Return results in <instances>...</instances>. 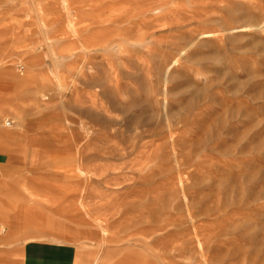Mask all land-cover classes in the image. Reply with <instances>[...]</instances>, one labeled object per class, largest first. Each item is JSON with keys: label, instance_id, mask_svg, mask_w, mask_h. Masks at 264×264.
<instances>
[{"label": "rangeland", "instance_id": "rangeland-1", "mask_svg": "<svg viewBox=\"0 0 264 264\" xmlns=\"http://www.w3.org/2000/svg\"><path fill=\"white\" fill-rule=\"evenodd\" d=\"M0 128L22 241L264 264V0H0Z\"/></svg>", "mask_w": 264, "mask_h": 264}, {"label": "crops", "instance_id": "crops-1", "mask_svg": "<svg viewBox=\"0 0 264 264\" xmlns=\"http://www.w3.org/2000/svg\"><path fill=\"white\" fill-rule=\"evenodd\" d=\"M4 30L8 35L12 33V29ZM5 135L6 129L0 128V138ZM9 142L0 150V168L10 166L8 163L14 152V142L11 139ZM10 194L7 190L3 192L0 187V264H71L73 258L68 244L48 242L36 237L22 241L24 237L21 234L25 231H17V227L20 229L23 226H16V217L24 214L15 213L14 208L6 203L15 200ZM9 209L13 212H8Z\"/></svg>", "mask_w": 264, "mask_h": 264}, {"label": "built area", "instance_id": "built-area-1", "mask_svg": "<svg viewBox=\"0 0 264 264\" xmlns=\"http://www.w3.org/2000/svg\"><path fill=\"white\" fill-rule=\"evenodd\" d=\"M7 123H8L7 125H11V122L10 121H7Z\"/></svg>", "mask_w": 264, "mask_h": 264}, {"label": "bare ground", "instance_id": "bare-ground-1", "mask_svg": "<svg viewBox=\"0 0 264 264\" xmlns=\"http://www.w3.org/2000/svg\"><path fill=\"white\" fill-rule=\"evenodd\" d=\"M119 14H120V13H119ZM122 16H123V15H122ZM6 124H8L7 121H6Z\"/></svg>", "mask_w": 264, "mask_h": 264}]
</instances>
